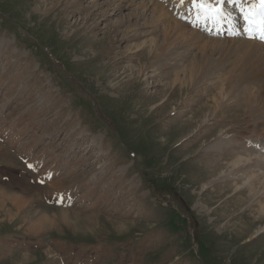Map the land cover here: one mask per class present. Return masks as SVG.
<instances>
[{
    "label": "rangeland",
    "instance_id": "374dc122",
    "mask_svg": "<svg viewBox=\"0 0 264 264\" xmlns=\"http://www.w3.org/2000/svg\"><path fill=\"white\" fill-rule=\"evenodd\" d=\"M50 1L0 0V148H4L0 154L5 155H0V188L34 197L13 219L1 213L0 264H12L26 255L33 258L28 264H264V234L250 242L251 233L242 234L253 224L264 225L259 205L248 215L241 208L246 199L240 206L227 199L232 189L219 197L217 191L225 183H211L204 192L203 184L212 177L189 181L198 173L195 164L221 167L220 159L231 163L248 153L264 157L260 151L264 114L245 108L241 90L232 81L237 78L236 67L241 68L237 58L244 51L227 42L231 48L215 51L218 60L196 87L181 92L178 86L172 97L164 98L168 83L175 79V66L189 64L199 46L182 61L168 52L155 64L149 61L158 69V77L137 84L124 69L137 67L142 53L126 51L141 39H126L113 31L114 23L119 32L127 28L128 24L118 23L130 12L127 3L116 14L110 11L106 21L103 4L111 2L114 8L118 0H79L72 8L73 0L58 6L47 5ZM155 1L186 24L179 13L174 17L176 0L175 4ZM242 5L243 0H225L224 16L233 14L222 22L226 30L243 25H239L246 12ZM197 13L195 17L200 16ZM192 31L198 43L221 39ZM145 54L146 49L141 56ZM261 65L262 71L255 69L258 81L246 84L244 79V86L264 84ZM147 73H152L151 68ZM222 87L230 93L229 99L213 120L198 133L186 130L190 127L185 121ZM21 160L33 167H25ZM223 166L232 169L231 164ZM10 177L27 180L9 181ZM39 210L50 216L59 210L83 218L100 216L109 234L77 237L62 226L48 235H28L24 216ZM106 220L122 221L130 231L118 234Z\"/></svg>",
    "mask_w": 264,
    "mask_h": 264
},
{
    "label": "bare ground",
    "instance_id": "6f19581e",
    "mask_svg": "<svg viewBox=\"0 0 264 264\" xmlns=\"http://www.w3.org/2000/svg\"><path fill=\"white\" fill-rule=\"evenodd\" d=\"M58 1L59 0H51L50 2H47V5L53 4V6L54 5L58 6L63 0H60L59 2ZM78 1L79 0H73L71 6L69 5V7L70 8L76 7ZM118 1L120 2L119 3L120 5L118 4L116 5V7L114 6V8H113L114 4L111 2L107 4H103V7L106 8L103 13L104 16H107L105 17L107 21L109 17V15L107 14H110L109 13L110 11L116 14L117 11L121 9V4L127 3V8L130 10V12L123 15L122 20L119 21L118 23L120 24V27H124L127 24L128 26L125 30L119 32L117 28L118 25L114 23L113 27L115 29L113 31L116 34L117 33L123 34V37H125L126 39H136L137 41L138 39H141V42L134 43L132 47L127 49L126 54H128L129 52H132L134 54L137 53L143 54V51L146 49V54L143 57L141 56L142 54L140 55L141 59L139 60L137 67L127 66V69H124V72L126 71L129 72L132 79L137 80V84H140L142 80H149L158 77V73H157L158 69L152 68L153 66L149 61L153 63L156 62L161 58V55L166 52L170 53L171 55H175L179 61H182V59L185 56H188L189 53H194V51L192 52V50L193 49L195 50V47L199 46L197 53L192 55L193 59L189 64L183 63V65L182 64L180 65L178 64V62L176 63V65L178 64L179 66H175L176 69L174 70L172 75L174 76L175 79L172 82L168 83V87L166 90H164L165 92L163 94L165 96L164 98L167 97L170 98V96L173 94L172 92H174L176 90V87L178 86L181 92L185 90L189 92V89H193L194 87L197 86V84H199L200 79L204 75L205 76L208 75L206 74L207 72L206 69H208V67H210L211 64H213L215 61L218 60V58H215V51H223L225 50V48L228 49L229 47H226L228 42L233 44L234 46L236 44V47L244 51L242 52L241 50H239L243 53V55L241 57L239 56L238 58L236 57L238 65L241 66V68L238 69V67H236L237 78H233L232 80L233 82L238 84L237 88L239 89V91L241 90L239 96L240 98H242V101L246 103L245 105L248 106V108L245 106L247 110L260 112L264 114V84L261 85L258 84L259 85V87L257 85L258 88L255 87L248 88L246 85L245 86L243 85L244 79L246 84L255 83L258 81L257 80L258 76L255 74L256 73L255 69L262 71V68L260 66H262L261 64L264 63V44L258 42L254 38H250L253 36V33H251L252 26L250 28L248 21L245 20V22H242L243 25L239 29L234 28L235 30H232L231 28L226 30L223 26V30L221 31L222 35H219V30L212 27L217 23L215 22V24H213L214 20L211 18L212 15L211 13H204L201 11L202 16L195 17V19L192 20L193 21L192 23H189L183 19V17L186 15V12L188 13L186 9H188L189 6L193 7L192 2H189L190 0H184L183 4H181V0H176V4L174 3L173 0V3L176 5V8H178V9L176 8L174 9V17L177 18V15L179 13L180 19L183 22H186L185 25L179 23L176 19H174L173 16L167 11V8L163 7L160 3L156 2L155 0H118ZM207 1L212 3L215 0H207ZM93 3H95V1H93ZM259 3L260 0H257L255 2H253L252 0H243V5L244 8L246 9V12H244L242 16L245 17V13L247 12L256 14L259 11ZM253 5H255L256 7L253 8L252 7ZM192 9L194 11V8ZM231 16H233V14L229 12L225 15L226 18H229ZM188 18L190 20V17ZM133 19H135V22H133ZM222 22L220 24H222ZM192 24L193 26H195V28L192 26ZM161 25H164L162 30L161 28H159ZM189 26L193 27L194 29H192ZM203 26H208L210 30L208 34L209 37H221V39H208V41L205 44L196 42L195 41L196 34H194L192 30L204 31ZM105 28H107V26ZM143 29H146V31L141 32V30ZM127 31H130L131 34L129 35ZM237 44L239 46H237ZM233 50L234 49L232 48V51ZM109 51H111V49L108 50L107 52ZM253 56L256 57L255 61H253L254 60L252 58ZM260 57L262 60L261 64L258 63V59ZM256 66L257 68L258 67L260 68L257 69ZM148 68H151L152 70L151 74L147 73ZM262 75L263 72L262 74L259 75V82ZM251 76H253V80H249V77L251 78ZM205 78L206 77H204V79ZM123 80L126 79L123 78ZM253 89H257V90L250 92ZM130 94L133 93L130 92L128 96H130ZM229 94L230 93L228 92L226 93L225 88L222 87L221 92L218 95L214 96L209 104L200 107L197 110L196 114L190 116V118H188V120L185 121V126L190 127L187 128L186 130L188 129L192 130V134L201 131L208 122L213 120L214 118L213 116L216 115L218 111H220V105H222L225 98H228ZM141 108L142 107H140L139 109ZM175 132L177 133V131ZM222 132H223L222 129L218 130V134ZM206 145L205 147L207 148L209 144L207 146ZM202 146L198 148L199 152L203 148ZM261 147L262 149H260V151L264 152V145ZM260 151H258V153ZM182 153L184 154V152ZM246 155L247 156L245 157L240 156L238 158L233 159L231 163L229 161L225 162L224 160L220 159L219 164H221V167L220 166L217 167V164H214L213 167H209L210 165L207 166L203 162L200 164H195L192 167L195 170H198V173L191 175L190 178L189 177L188 178L189 181H191L192 179L191 183H196L198 177H202V176L212 177V179H210V183L208 182V184L207 183L203 184L202 191L204 192L211 188L209 187L211 183H214L213 185L215 186L217 183H225L224 184L225 186H223V188L220 189V192L217 191L219 193V197L220 196L223 197V195L226 196V194H228L232 189L233 192H231V195L228 196L227 199H230L231 200L230 202H232L234 205L237 206H240L241 203L244 201V199H246L245 203L243 202L244 205L241 206L242 209L246 208V212L248 210L251 211L252 207L258 204L259 207L257 211L261 213V214L258 213L260 215V221H263L264 201L262 199L264 198V171L260 172V170L264 167V157H261L260 155L258 156L250 155V153ZM202 160H205L204 156ZM222 163L225 164L227 167L230 166L231 164L232 169L230 170L229 167L228 168L224 167ZM251 170H255L259 172L256 174H249V171ZM60 186L61 185H59L58 187ZM215 186L212 187L214 188ZM54 187L56 188V185ZM244 190L246 191L245 192L246 194L242 195L243 194L242 193L240 197L239 196L237 197L239 192H243ZM241 200L243 201L241 202ZM33 201H34V197L28 198L26 196H22L16 193H11L5 189L0 188V215L2 213L6 215L8 219L9 218L13 219L12 216L15 217V215H18L23 210H26L28 206L31 203H33ZM12 210H15L16 214H13ZM250 215L256 216L255 213L253 214L250 213ZM24 220L25 222L23 227L26 229L25 232H27L28 235L31 236L35 235L37 237L48 235L50 232L53 231L59 232L60 231L59 228L61 229L62 226L69 228L72 231V233L77 237L86 238L87 236L95 237L96 235H100L101 233L109 234L104 229L103 224H101L102 218L100 216L96 215V217L88 216L86 218H83V216H81L80 214L67 210H59L57 214L56 215L53 214V216L46 214L43 210H39L31 214H27L26 216H24ZM106 221L111 223V225L116 226L115 231L118 234H124L130 231L129 226L125 223H122L121 220H120L121 222H116L111 220H106ZM255 225L253 224V226L247 227L245 228V230L241 228V230L244 231L243 233L241 232L242 234L251 233V235L249 236L250 237L249 240L246 239L247 242H250L252 240L254 241L255 239L261 237L264 234V225L261 224V226L260 227L258 226V228H255ZM134 226L136 225L134 224ZM251 227L255 229L251 230ZM30 258L31 256H27V255L22 256L16 261L14 260L15 261L14 263L28 264Z\"/></svg>",
    "mask_w": 264,
    "mask_h": 264
},
{
    "label": "snow or ice",
    "instance_id": "6c2138e0",
    "mask_svg": "<svg viewBox=\"0 0 264 264\" xmlns=\"http://www.w3.org/2000/svg\"><path fill=\"white\" fill-rule=\"evenodd\" d=\"M225 0H216L215 4L207 3V0H192L193 7L198 11H202L204 13H211V18L217 23L220 24L224 19V10L222 5L224 4ZM184 3V0H181V4ZM253 8L256 6L253 5ZM243 10V5H242ZM259 16V23H256L254 16L251 12L245 13V20L249 22L250 28L252 25L255 24L254 28H251L253 31V36L250 38H255V34L258 32L259 39L264 41V0H260L259 3V11L255 14ZM30 168L33 167L32 165H28Z\"/></svg>",
    "mask_w": 264,
    "mask_h": 264
},
{
    "label": "crops",
    "instance_id": "0c3cea01",
    "mask_svg": "<svg viewBox=\"0 0 264 264\" xmlns=\"http://www.w3.org/2000/svg\"><path fill=\"white\" fill-rule=\"evenodd\" d=\"M1 148H2V151H3V150H4V148H3V147H1ZM1 148H0V149H1ZM2 151H1L0 153H3ZM0 155H3V156H5L4 154H0ZM42 164H45V163H44V161H42Z\"/></svg>",
    "mask_w": 264,
    "mask_h": 264
},
{
    "label": "water",
    "instance_id": "95a60500",
    "mask_svg": "<svg viewBox=\"0 0 264 264\" xmlns=\"http://www.w3.org/2000/svg\"><path fill=\"white\" fill-rule=\"evenodd\" d=\"M96 110L98 111V113H99V115H100V110L98 109V106H97V104H96Z\"/></svg>",
    "mask_w": 264,
    "mask_h": 264
}]
</instances>
